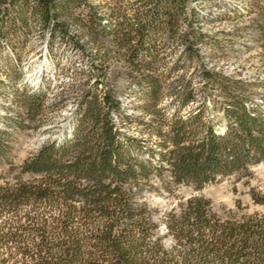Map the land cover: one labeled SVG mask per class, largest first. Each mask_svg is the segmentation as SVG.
I'll use <instances>...</instances> for the list:
<instances>
[{
	"label": "trees",
	"instance_id": "obj_1",
	"mask_svg": "<svg viewBox=\"0 0 264 264\" xmlns=\"http://www.w3.org/2000/svg\"><path fill=\"white\" fill-rule=\"evenodd\" d=\"M191 1L140 0L133 19H127L118 2L100 7L89 0H0V16L13 9L20 14L18 24L0 23V45L12 41L14 29L29 26L26 16L65 35L66 25L58 19L75 17V9L84 6L88 14L75 18L99 59L86 75L95 78L93 93L84 95L85 110L69 139L44 144L14 181L0 183V264H264L263 192L251 189L257 207L252 213L237 201L235 210L221 215L210 199L195 194L161 221L145 200L151 176L160 175L164 165L176 184L200 192L219 178L251 177L252 167L264 162V108L253 101L260 87L264 102L263 83L202 70L224 99L223 133L205 115L206 103L180 115L196 99L186 76L171 86L178 107L172 117L159 107L164 84L178 67L167 76L159 73L168 49L180 44L193 57L205 38L193 28L198 14L189 8ZM113 17L118 23L111 28L104 21ZM183 21L189 29L180 33ZM113 59L121 63L114 82L130 79L147 89L140 98L142 115L133 120L142 127L140 137L116 127L130 118L120 117L116 83L105 82ZM23 105L33 117L42 99L26 95ZM143 150L149 159L142 161Z\"/></svg>",
	"mask_w": 264,
	"mask_h": 264
},
{
	"label": "rangeland",
	"instance_id": "obj_2",
	"mask_svg": "<svg viewBox=\"0 0 264 264\" xmlns=\"http://www.w3.org/2000/svg\"><path fill=\"white\" fill-rule=\"evenodd\" d=\"M139 1L89 0V3L100 7L122 3L121 13L127 19H133ZM189 8L198 14L191 20L194 30L199 28L205 38L193 57L185 55L180 44L168 49L159 73L167 76L176 64L178 67L164 84V96L159 107L165 108L172 117L178 107L172 100L171 86H178L180 77L186 76L196 99L183 108L180 115L187 116L191 110L206 103L205 115L215 130L223 133L224 99L217 86L203 78L202 70L206 67L234 79L264 84V0H192ZM88 11L84 6L75 9V17L81 12L85 18ZM99 11L104 13L106 10ZM26 17L29 26L14 29L12 41H4L0 45V139L3 144L0 183L14 181L20 175L24 162L36 155L44 144L62 143L69 139L85 110V105L82 106L84 95L89 90L93 93L95 78L88 80L86 75L93 62L99 63L96 46L75 17L64 14L58 19L66 25L65 35L52 31V24L43 28L37 19ZM19 19V10L13 9L0 16V23L11 26L20 23ZM104 23L113 28L118 22L113 17L110 23ZM180 25V33L189 29L185 21ZM112 61L105 82L116 83V94L121 102L120 117L130 118L118 121L116 127L123 135L140 137L142 127L133 120L142 115L140 98L144 97L147 89L138 87L130 79L119 78L114 82V71L119 70L121 63L115 59ZM262 93L260 87L256 88L253 101L264 108ZM26 95L42 99V107L33 117L28 116L23 105ZM138 156L142 161L149 159L147 150ZM164 167L160 175L156 172L151 176L150 190L145 193V200L157 210V221L195 194L210 199L214 210L222 215L227 210H235L237 201L248 207L247 212H254L257 207L251 200V189L264 193V162L252 167L251 177L242 180L235 175L219 178L200 192L191 186L176 184L166 170L168 167ZM23 178L28 180L30 176L24 175ZM161 230L166 233L163 225ZM165 242L167 247L172 245L170 238Z\"/></svg>",
	"mask_w": 264,
	"mask_h": 264
}]
</instances>
